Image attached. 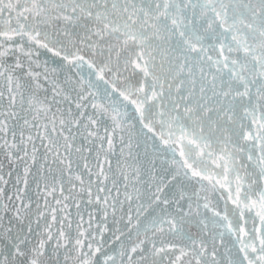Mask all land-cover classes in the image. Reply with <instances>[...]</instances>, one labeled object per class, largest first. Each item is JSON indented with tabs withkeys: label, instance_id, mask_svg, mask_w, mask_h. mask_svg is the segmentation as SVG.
Returning a JSON list of instances; mask_svg holds the SVG:
<instances>
[{
	"label": "snow or ice",
	"instance_id": "obj_1",
	"mask_svg": "<svg viewBox=\"0 0 264 264\" xmlns=\"http://www.w3.org/2000/svg\"><path fill=\"white\" fill-rule=\"evenodd\" d=\"M0 264H264V0H0Z\"/></svg>",
	"mask_w": 264,
	"mask_h": 264
}]
</instances>
